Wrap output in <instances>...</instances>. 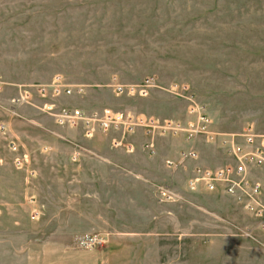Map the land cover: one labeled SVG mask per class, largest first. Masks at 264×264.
I'll return each instance as SVG.
<instances>
[{
	"label": "rangeland",
	"instance_id": "obj_1",
	"mask_svg": "<svg viewBox=\"0 0 264 264\" xmlns=\"http://www.w3.org/2000/svg\"><path fill=\"white\" fill-rule=\"evenodd\" d=\"M58 75L71 94L47 95ZM192 103L211 119L214 142L196 144L206 168L227 163L223 141L263 131L264 0H0V264H264V225L188 190L192 161L166 163L184 135L155 132ZM61 107L159 124L87 137L48 113ZM49 120L63 133L32 155ZM66 130L88 138L81 151Z\"/></svg>",
	"mask_w": 264,
	"mask_h": 264
},
{
	"label": "built area",
	"instance_id": "obj_2",
	"mask_svg": "<svg viewBox=\"0 0 264 264\" xmlns=\"http://www.w3.org/2000/svg\"><path fill=\"white\" fill-rule=\"evenodd\" d=\"M63 79L60 75L55 78V83L50 87L45 88L46 93L59 96L61 94H71L72 89L63 88L60 80ZM155 81V80H154ZM149 84H154L152 80H148ZM51 89V92L49 90ZM121 90V87L118 88ZM41 92V91H40ZM45 93V94H46ZM44 95V94H43ZM52 95V94H51ZM95 112L92 115L86 114L80 109H70L61 107L58 110L54 108L48 109L50 116L55 118V121L64 126H76L83 123L86 128L85 134L87 137H92L97 131L108 132L114 128L124 127L128 133L134 132V127L145 128L146 133H153L152 131L158 129L159 124L155 119L142 117L136 122L127 125L119 113H114L109 110ZM187 115L190 117L188 121L183 123H174L173 121L166 120L161 126L162 129L155 133H162L161 135H175L182 133L184 141L187 146L179 152L178 159L167 160L169 167L177 168L184 162L185 164L192 161V173L188 177V190L206 191L209 193H216L234 199L242 208L248 213L252 214L254 218L259 220V224L264 225V193L260 178L257 179L256 170L264 167V129L262 132H257L250 126L247 127L242 134V142H236L234 139L223 141L226 144L228 161L222 166L215 168L199 164L197 161L200 156V151L197 148V138L201 135L208 141L214 140V133L210 131L211 119L208 116L206 109L203 105L192 103L187 108ZM124 124V125H123ZM184 124V125H182ZM126 126V127H125ZM126 132V133H127ZM124 133V134H126ZM214 142V141H213ZM123 145L122 139L116 144ZM127 149L133 150L132 144H125ZM15 148L17 146L14 145ZM149 150L154 153L156 143L153 141L149 143ZM80 150V148H79ZM81 151V150H80ZM80 153L75 151L74 159H79ZM19 162V161H18ZM183 166V165H182ZM158 193L160 196L170 197V193L164 188H159Z\"/></svg>",
	"mask_w": 264,
	"mask_h": 264
},
{
	"label": "crops",
	"instance_id": "obj_3",
	"mask_svg": "<svg viewBox=\"0 0 264 264\" xmlns=\"http://www.w3.org/2000/svg\"><path fill=\"white\" fill-rule=\"evenodd\" d=\"M49 121H51V122H49L50 124H48V125H42V124H36L37 126H39V127H42L43 129V133L41 134V136H39L38 138H34V141H35V144L33 145V146H31V149H30V151H32L33 152V154L32 155H36V151L39 149V148H44V146H46V148H53V150L55 149L54 147H55V142L57 141L56 140V138L54 137V136H56V135H59L60 137H61V134L63 133V130H61V127L59 128L58 126H56L55 124H54V122L52 121V120H49ZM46 127V128H45ZM63 129V128H62ZM66 133H68V135H71L72 137H70V138H72V140L74 139V142L73 141H71V145H73V146H78L79 148H80V150L82 149V146L79 144V143H77L76 141H80L81 140V142L82 141H86V139H88V138H85V136H84V134H82L81 133V131L79 132V133H76V132H73V131H70V130H66ZM103 133H105V132H99L97 135H99L100 136V138L102 137V134ZM81 135H82V137H81ZM96 135V136H97ZM94 136V135H93ZM95 136V137H96ZM123 136H125V135H123ZM63 137H65V136H63ZM66 140H68V138H66ZM42 146V147H41ZM156 147H157V144H156ZM73 149H75L74 147H73ZM71 153V156H72V154L74 153V151H71L70 152ZM82 154V153H81ZM45 159H47V160H49L50 161V159L49 158H45ZM56 159V158H55ZM72 159V158H71ZM80 160V159H79ZM78 160V161H79ZM51 161H55L54 160V156H52V158H51ZM81 161V160H80ZM79 161V162H80ZM199 163H201L200 162V160L198 161ZM66 164H70L71 162H70V160L69 161H66L65 162ZM78 163V162H77ZM53 165H57V163H52ZM203 166H205L203 163H201ZM30 165V164H29ZM209 167H212V168H215V167H218V166H209ZM29 169H32V165H30V168ZM32 174L30 175L31 176V178H33L34 177V175H35V173H36V170L33 168L32 169ZM138 178H140L139 176H137ZM72 180V179H71Z\"/></svg>",
	"mask_w": 264,
	"mask_h": 264
},
{
	"label": "bare ground",
	"instance_id": "obj_4",
	"mask_svg": "<svg viewBox=\"0 0 264 264\" xmlns=\"http://www.w3.org/2000/svg\"><path fill=\"white\" fill-rule=\"evenodd\" d=\"M189 189V188H188Z\"/></svg>",
	"mask_w": 264,
	"mask_h": 264
}]
</instances>
